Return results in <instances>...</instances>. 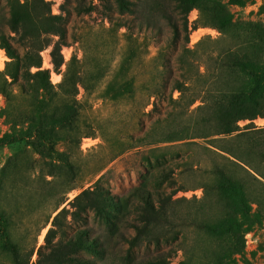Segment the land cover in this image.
<instances>
[{"label": "rangeland", "instance_id": "rangeland-1", "mask_svg": "<svg viewBox=\"0 0 264 264\" xmlns=\"http://www.w3.org/2000/svg\"><path fill=\"white\" fill-rule=\"evenodd\" d=\"M12 1L0 0V264H16L15 251L25 264H264V186H230L211 171L244 178L212 149L239 147L257 161L264 133L215 142L201 101L190 103L201 80L182 97L175 89L197 77L201 47L227 44L224 29L264 23V0L29 4L27 33L41 25L37 12L63 29L65 63L56 68L45 46L41 77L10 63L9 45L20 57L29 48L10 37ZM239 125L263 128L264 116ZM145 191L169 197L168 218L145 222ZM218 211L223 220L208 222Z\"/></svg>", "mask_w": 264, "mask_h": 264}, {"label": "trees", "instance_id": "trees-1", "mask_svg": "<svg viewBox=\"0 0 264 264\" xmlns=\"http://www.w3.org/2000/svg\"><path fill=\"white\" fill-rule=\"evenodd\" d=\"M29 4L38 9L49 6V2L47 0L12 1L9 26L14 34L10 37L22 44L25 42L29 47L28 51L24 53L23 57H20L15 47L9 45L6 50H8L9 57L12 59L10 63L20 64V70L24 75L29 74L31 77H39L41 74L47 73V70L40 69L42 67L40 51L45 46L53 44L51 57L56 68H60L65 63L62 53V45L64 44L62 39L63 29L57 15L48 14L44 16L37 12L34 16L41 25L35 33L29 34V17L32 14H26L23 9ZM245 25L246 28L224 29L228 42L222 47L220 46L217 49L213 47L210 49L209 45L201 47L200 55H205L207 60L201 65V70L198 68L197 77H186L190 83L180 85L182 87H175V89L181 91L182 97L185 89H189L199 83L198 80H201L202 87L196 90L190 103L193 105L195 101H201V104L195 110H205L206 116L203 120L214 122L215 133L213 135L216 136L215 142H234L239 136L260 133L261 130L264 133V127L247 126L242 129L239 125L240 120H252L258 116H264V23L248 21ZM43 32L47 37L37 40L36 36L41 35ZM55 35L59 36L57 40L53 38ZM220 40L222 39H217L214 42H220ZM202 44H199V47ZM199 47L196 50H189L195 54L198 53ZM32 66L38 67V70L32 72ZM132 84V80L127 81L125 90L134 92ZM214 147L213 152L246 175L244 178L234 179L223 167L211 169L213 172L223 173L226 182L230 186L238 183L240 186L245 187L246 184L251 182L264 186L263 147L254 150V155L258 156L257 161H251L252 159L247 155L246 150L239 147H225L222 145H214ZM170 180L173 182L172 179ZM93 192V190H84L82 194L87 197L89 206L101 208L104 199L100 196H92ZM137 196L142 201V214L145 222H158L161 219L168 218L166 201L169 200V197L163 195L162 192L152 194L145 191L137 193ZM225 215L224 211H218L210 217L208 222L219 223ZM52 230V228L49 229L46 238L50 236ZM18 257L19 253L15 251L16 264H25L19 262ZM70 260H75V258L70 257Z\"/></svg>", "mask_w": 264, "mask_h": 264}, {"label": "bare ground", "instance_id": "bare-ground-1", "mask_svg": "<svg viewBox=\"0 0 264 264\" xmlns=\"http://www.w3.org/2000/svg\"><path fill=\"white\" fill-rule=\"evenodd\" d=\"M0 68H3V61L1 60V56H0ZM47 232V228H45L40 236V239L43 238V235L46 234Z\"/></svg>", "mask_w": 264, "mask_h": 264}]
</instances>
